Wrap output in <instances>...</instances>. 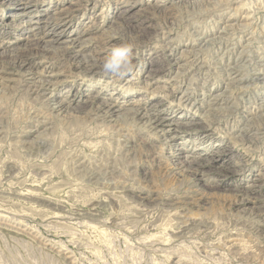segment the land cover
<instances>
[{"label": "rangeland", "instance_id": "374dc122", "mask_svg": "<svg viewBox=\"0 0 264 264\" xmlns=\"http://www.w3.org/2000/svg\"><path fill=\"white\" fill-rule=\"evenodd\" d=\"M0 132V264H264V0H0Z\"/></svg>", "mask_w": 264, "mask_h": 264}, {"label": "bare ground", "instance_id": "6f19581e", "mask_svg": "<svg viewBox=\"0 0 264 264\" xmlns=\"http://www.w3.org/2000/svg\"><path fill=\"white\" fill-rule=\"evenodd\" d=\"M186 14V13H185ZM52 20V19H51ZM50 21V20H49ZM227 28V27H226ZM263 34V33H262ZM233 36V35H232ZM240 36V35H239ZM74 39V38H73ZM36 40V39H35ZM40 40V39H39ZM230 40V39H229ZM76 40H74V42H75ZM173 41V40H172ZM46 43V42H45ZM204 43V42H203ZM40 44H41V42H40ZM205 44V43H204ZM212 44V43H211ZM70 45V44H69ZM81 45V44H80ZM79 45V46H80ZM78 47V46H77ZM212 47V46H211ZM66 48H68V47H66ZM72 49V48H71ZM81 49V47L79 48V49H77V50H80ZM244 50V49H243ZM73 51V50H72ZM186 52V51H185ZM245 52V51H244ZM79 53L80 52H78V53H76L75 55V57H77V58H79ZM194 59V58H193ZM214 60V59H213ZM212 60V61H213ZM172 61V60H171ZM193 61V60H192ZM173 62H174V60H173ZM220 62V61H219ZM86 63H88V62H85L84 64H86ZM22 64V63H21ZM80 64V63H79ZM175 64V63H174ZM214 64V63H213ZM170 65V64H169ZM181 65V64H180ZM160 66V65H159ZM178 66V65H177ZM185 66V65H184ZM191 66V65H190ZM87 67H89V69H91V68H95V66L93 65V64H90L89 66H87ZM157 67V66H156ZM155 67V68H156ZM79 68V67H78ZM154 68V69H155ZM159 68V67H158ZM185 68V67H184ZM160 69V68H159ZM158 69V70H159ZM164 69H166V68H164ZM182 69V68H181ZM228 69V68H227ZM230 69H231V67H230ZM84 70V69H83ZM157 70V71H158ZM177 70H178V68H177ZM241 70V69H240ZM155 71V70H154ZM163 71V70H162ZM167 71V70H166ZM166 71H165V73H166ZM179 71V70H178ZM186 71V70H185ZM168 72V71H167ZM176 73H177V71H175ZM184 73H186V72H184ZM184 73H182V74H184ZM156 74V73H155ZM164 74V73H163ZM232 74V73H231ZM165 75V74H164ZM179 75V74H178ZM181 75V74H180ZM184 76V75H183ZM171 77V76H170ZM227 77V76H226ZM168 78V77H167ZM232 78V77H231ZM173 79V78H172ZM180 79V78H179ZM183 79V78H182ZM175 80V79H174ZM177 80V79H176ZM236 82H237V80H236ZM50 84H51V82H49ZM54 85V84H53ZM52 84L51 85H47L46 87H45V90L46 91H49V90H51V89H53L54 88V86H53ZM174 85V84H173ZM178 85V84H177ZM238 85V84H237ZM234 87H235V85H233ZM38 88V87H37ZM39 88H40V86H39ZM172 88V87H171ZM238 88V87H237ZM35 90V89H34ZM235 91V90H234ZM36 92H37V94H38V99L40 100V99H42V98H46V94L44 93V91H43V89H42V91H39V90H37L36 89ZM40 93V94H39ZM53 93V92H52ZM36 94V93H35ZM51 94V93H50ZM52 95V94H51ZM50 95V96H51ZM221 95V94H220ZM214 96V95H213ZM49 97V96H48ZM36 98V99H37ZM214 98V97H213ZM217 98H219V97H217ZM35 99V100H36ZM44 101L46 100V99H43ZM51 100V99H50ZM37 101V100H36ZM64 101V100H63ZM39 102V101H38ZM43 102V101H42ZM47 102V101H46ZM221 102V101H220ZM36 103V102H35ZM67 103V102H66ZM38 104V103H37ZM50 104V103H49ZM64 102H62V104H60L59 106H60V108H59V110L60 109H62L63 108V106H64ZM42 105H46L45 104V102H43L42 103ZM41 105V106H42ZM196 105V104H195ZM220 105V104H219ZM199 107V106H198ZM220 107V106H219ZM224 107V106H223ZM222 107V108H223ZM54 108V107H53ZM55 109V108H54ZM102 109V108H101ZM215 109V108H214ZM50 110V109H49ZM56 110H58V109H56ZM58 110V111H59ZM103 114H102V116L103 117H105V118H111L112 116H114L118 111H120V109L118 108V106H112V105H105L104 107H103ZM216 110V109H215ZM220 110V109H219ZM51 111H52V109H51ZM208 111V110H207ZM125 112H127V110L125 111ZM233 112V111H232ZM127 114L128 115H130V116H132L131 118V120H132V122L134 121V120H137L138 121V116L139 115H142L141 117H140V119L142 120V119H145L146 121V123H148L150 126H152L155 130H157V129H159L160 128V126H162V124L163 123H165L164 121L165 120H162L161 122H159L158 121V119H153V115L152 114H149V113H141L138 109L137 110H131L130 112H127ZM125 115V114H124ZM218 115V114H217ZM227 115V114H226ZM124 119H125V117H124ZM120 120V119H119ZM74 121V120H73ZM115 121V120H114ZM125 121V120H124ZM124 121H122V122H124ZM219 121V120H218ZM121 122V121H120ZM121 122V123H122ZM136 122V121H135ZM135 122L133 123V124H135ZM70 123V122H69ZM123 124V123H122ZM118 125V124H117ZM121 125V124H120ZM76 126V125H75ZM84 129V128H83ZM160 134H164V130H157ZM1 133V132H0ZM264 133V132H263ZM165 135V134H164ZM37 143V142H36ZM25 144V143H24ZM38 144V143H37ZM38 146V145H37ZM44 146V145H43ZM39 147V146H38ZM40 153V152H39ZM198 164V163H197ZM85 170V169H84ZM87 170V169H86ZM85 170V171H86ZM89 171V170H88ZM89 173V172H88ZM86 174V173H85ZM90 175V174H89ZM87 176V175H86ZM93 176V175H92ZM91 179V178H90Z\"/></svg>", "mask_w": 264, "mask_h": 264}, {"label": "clouds", "instance_id": "9594fccd", "mask_svg": "<svg viewBox=\"0 0 264 264\" xmlns=\"http://www.w3.org/2000/svg\"><path fill=\"white\" fill-rule=\"evenodd\" d=\"M130 55L131 49L128 46H118L104 62L103 68L105 72L120 74L123 70H130L132 67Z\"/></svg>", "mask_w": 264, "mask_h": 264}]
</instances>
